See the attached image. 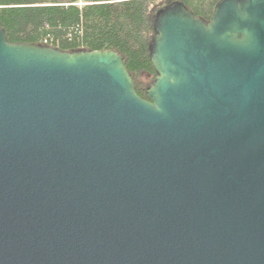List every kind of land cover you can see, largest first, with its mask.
<instances>
[{"label": "water", "instance_id": "1", "mask_svg": "<svg viewBox=\"0 0 264 264\" xmlns=\"http://www.w3.org/2000/svg\"><path fill=\"white\" fill-rule=\"evenodd\" d=\"M149 59L0 27V264H264V0L159 9Z\"/></svg>", "mask_w": 264, "mask_h": 264}, {"label": "trees", "instance_id": "2", "mask_svg": "<svg viewBox=\"0 0 264 264\" xmlns=\"http://www.w3.org/2000/svg\"><path fill=\"white\" fill-rule=\"evenodd\" d=\"M181 1L209 20L219 0H0V27L10 43L46 44L65 51L115 50L144 97L155 71L149 59L156 12ZM144 74L145 86L137 81Z\"/></svg>", "mask_w": 264, "mask_h": 264}, {"label": "rangeland", "instance_id": "3", "mask_svg": "<svg viewBox=\"0 0 264 264\" xmlns=\"http://www.w3.org/2000/svg\"><path fill=\"white\" fill-rule=\"evenodd\" d=\"M137 81L142 82L143 85L147 86L150 83V78L144 76V74H141V75L137 76Z\"/></svg>", "mask_w": 264, "mask_h": 264}]
</instances>
